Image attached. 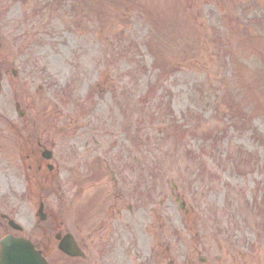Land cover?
Returning a JSON list of instances; mask_svg holds the SVG:
<instances>
[{
	"label": "rangeland",
	"instance_id": "obj_1",
	"mask_svg": "<svg viewBox=\"0 0 264 264\" xmlns=\"http://www.w3.org/2000/svg\"><path fill=\"white\" fill-rule=\"evenodd\" d=\"M64 1L0 0V213L55 264H264V0Z\"/></svg>",
	"mask_w": 264,
	"mask_h": 264
},
{
	"label": "water",
	"instance_id": "obj_2",
	"mask_svg": "<svg viewBox=\"0 0 264 264\" xmlns=\"http://www.w3.org/2000/svg\"><path fill=\"white\" fill-rule=\"evenodd\" d=\"M43 156L49 158L50 153L45 152ZM37 216L40 220L45 219L42 205L37 211ZM9 225L14 229H20L13 221H9ZM56 238L60 240L58 249L64 254L70 257L81 255L73 243L71 235L66 234L62 238L56 235ZM0 245V264H47L28 240L6 236L0 241Z\"/></svg>",
	"mask_w": 264,
	"mask_h": 264
},
{
	"label": "flooded vegetation",
	"instance_id": "obj_3",
	"mask_svg": "<svg viewBox=\"0 0 264 264\" xmlns=\"http://www.w3.org/2000/svg\"><path fill=\"white\" fill-rule=\"evenodd\" d=\"M29 137H27L28 139ZM32 144L29 143L28 147L31 146ZM33 148H29V155L27 154L26 157L24 158V161L26 162V168L27 171H35L38 174V179L44 177V173H42V166H43V160H41V153L39 150L41 149V144L37 141L35 142L34 146H32ZM88 172V171H87ZM115 178V177H113ZM122 192L124 193V195L122 194ZM139 193V191L135 190L133 192H131L130 197L131 199L126 203L127 198L125 199V192L124 191H120L118 190V195L116 196V199L114 201V203H112V206L117 208L116 213H114L113 218L115 216H120L122 215V210L121 208H124L128 211L129 214L134 215L136 212L139 211V208H136V195ZM140 197V196H139ZM119 219V218H117ZM123 223V222H122ZM120 223V225L122 224ZM3 223L0 222V226ZM7 233V232H5ZM113 239L109 238V241L111 242ZM79 242H83L82 239L79 240ZM77 242L78 246H80V248H84L85 249V245L84 243H82V245H80V243ZM120 242V239L118 238V243ZM97 253L100 252H104L106 250V245L103 247H99V249H97ZM118 254L120 253V255H123L125 253V244L119 245V250L117 252ZM116 253L113 251L111 255H115ZM85 257V256H84ZM97 257H99V254L97 255ZM155 258V257H154ZM74 259H78V258H74ZM153 261V264L155 263V260H150V262ZM163 260L161 259L160 262H162Z\"/></svg>",
	"mask_w": 264,
	"mask_h": 264
},
{
	"label": "trees",
	"instance_id": "obj_4",
	"mask_svg": "<svg viewBox=\"0 0 264 264\" xmlns=\"http://www.w3.org/2000/svg\"><path fill=\"white\" fill-rule=\"evenodd\" d=\"M159 67H157L159 70L164 69V64L162 62L157 63Z\"/></svg>",
	"mask_w": 264,
	"mask_h": 264
}]
</instances>
